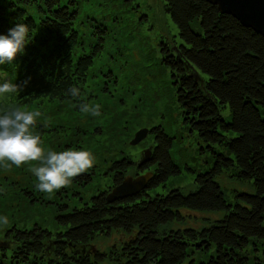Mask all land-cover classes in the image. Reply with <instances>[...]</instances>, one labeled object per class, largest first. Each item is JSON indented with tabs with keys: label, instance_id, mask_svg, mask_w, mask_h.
<instances>
[{
	"label": "trees",
	"instance_id": "obj_1",
	"mask_svg": "<svg viewBox=\"0 0 264 264\" xmlns=\"http://www.w3.org/2000/svg\"><path fill=\"white\" fill-rule=\"evenodd\" d=\"M162 1L183 40L175 55L163 48V61L169 65L183 123L204 142L202 150H211V166L197 172L193 190L172 188L152 196L149 189L181 171L170 153L173 138L162 127H152L147 162L137 165L139 160L129 156L111 161L109 187L88 200L78 197L83 200L79 206L57 204L54 219L62 229L51 231L39 223L7 229L0 264H98L105 259L110 264H264V37L207 0ZM78 15L75 0H19L9 5L0 0V34L7 35L19 23L30 29L24 52L11 64L0 65L6 79L27 81L10 103L29 107L34 101H82L103 35L92 39V32L82 34ZM79 23L85 28L84 21ZM72 86L81 91L77 100L66 95ZM4 104L0 101V108ZM227 105L230 120L221 113ZM131 169L133 176L151 171L146 187L108 201L110 187ZM223 173L250 192L240 191L228 201L219 182ZM84 176L79 185L90 178L87 172ZM5 198L0 190V209H6ZM184 210L220 216L208 218L200 228L175 226L184 222ZM112 230L122 232L120 246L104 253L91 244L95 236ZM191 253L208 258L196 262L188 258Z\"/></svg>",
	"mask_w": 264,
	"mask_h": 264
},
{
	"label": "rangeland",
	"instance_id": "obj_2",
	"mask_svg": "<svg viewBox=\"0 0 264 264\" xmlns=\"http://www.w3.org/2000/svg\"><path fill=\"white\" fill-rule=\"evenodd\" d=\"M11 1L19 0H2L6 5ZM62 1L68 3V0ZM75 2L79 10L76 25L81 33L92 32V39L103 35L102 48L89 69L81 101L99 104L101 115L94 117L80 112L78 104L81 102L34 101L27 108L41 112L33 132L40 135L41 147L45 151L84 149L94 155L95 163L92 168L72 179L69 186L51 195L36 188V177L29 170L36 162L19 167L12 165L8 169L0 166V190L6 197V209H0V216L8 217L6 225L0 224V246L7 242L5 233L12 226L24 228L39 223L51 231L62 229L54 219L57 204L66 202L71 207L79 206L83 200L109 187L112 173L108 166L111 161L129 156L137 162L144 149L153 143V134L148 133L139 143L131 144L135 133L141 128L150 130L152 127H162L173 138L171 157L181 169L164 184L149 189L152 196L166 194L172 188H181L183 192L193 190L197 172L205 171L212 164L211 150H202L204 142L183 123L169 65L163 61L166 48L175 51L183 43L176 24L163 8V1ZM35 17L38 20V16ZM83 21L85 28L79 23ZM101 27H105L107 32H98ZM84 39L88 45L90 38L87 36ZM202 75L207 77L204 73ZM221 113L226 120H230L228 105L221 109ZM215 149L226 152L222 146L215 145ZM86 172L89 180L79 185L78 181L84 180ZM128 175L133 176L134 170H129ZM219 182L230 202L234 201L238 192H250L246 185L229 173H223ZM27 195L37 198L30 201ZM40 195L43 199H40ZM184 214V222L175 226L200 228L207 224L208 218L220 216L216 212L194 210H184ZM121 237V231L112 230L110 235L95 236L91 244L107 253L114 246H120ZM190 257L198 262L207 259L208 254L191 253ZM97 262L110 264L107 259Z\"/></svg>",
	"mask_w": 264,
	"mask_h": 264
},
{
	"label": "clouds",
	"instance_id": "obj_3",
	"mask_svg": "<svg viewBox=\"0 0 264 264\" xmlns=\"http://www.w3.org/2000/svg\"><path fill=\"white\" fill-rule=\"evenodd\" d=\"M29 26L23 23L10 28L7 35L0 34V65L11 64L18 54H22L29 43ZM27 81L15 84L5 78L0 70V101L5 102L0 108V166L5 169L12 165L17 167L30 162H36L30 171L36 177V188L45 194L54 192L70 185L73 178L92 168L95 163L94 155L84 149L68 148L63 151H45L40 135L35 134L37 119L40 111H30L27 106L10 103L14 95L23 91ZM74 100L81 96L78 87L72 86L67 90ZM100 105L79 103L82 113L100 116ZM8 223L7 216H0V224Z\"/></svg>",
	"mask_w": 264,
	"mask_h": 264
},
{
	"label": "water",
	"instance_id": "obj_4",
	"mask_svg": "<svg viewBox=\"0 0 264 264\" xmlns=\"http://www.w3.org/2000/svg\"><path fill=\"white\" fill-rule=\"evenodd\" d=\"M217 6L218 10L236 18L242 25L253 29L264 37V0H207ZM189 65V64H188ZM190 66V65H189ZM149 128H141L131 140V144L139 143L149 133ZM151 148L148 146L141 154L137 165H141L151 157ZM151 171L135 176L127 175L107 193L106 198L112 201L118 198L131 196L144 189L151 177Z\"/></svg>",
	"mask_w": 264,
	"mask_h": 264
},
{
	"label": "flooded vegetation",
	"instance_id": "obj_5",
	"mask_svg": "<svg viewBox=\"0 0 264 264\" xmlns=\"http://www.w3.org/2000/svg\"><path fill=\"white\" fill-rule=\"evenodd\" d=\"M170 49V48H169ZM172 53L175 55V52H174V50H172Z\"/></svg>",
	"mask_w": 264,
	"mask_h": 264
}]
</instances>
